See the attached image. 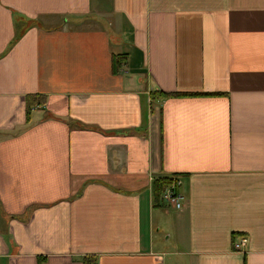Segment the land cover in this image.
I'll list each match as a JSON object with an SVG mask.
<instances>
[{
  "label": "crops",
  "instance_id": "obj_1",
  "mask_svg": "<svg viewBox=\"0 0 264 264\" xmlns=\"http://www.w3.org/2000/svg\"><path fill=\"white\" fill-rule=\"evenodd\" d=\"M85 256L264 264V0H0V264Z\"/></svg>",
  "mask_w": 264,
  "mask_h": 264
},
{
  "label": "trees",
  "instance_id": "obj_2",
  "mask_svg": "<svg viewBox=\"0 0 264 264\" xmlns=\"http://www.w3.org/2000/svg\"><path fill=\"white\" fill-rule=\"evenodd\" d=\"M128 60V55L126 53H117L113 54L112 58V66L113 70L119 71L123 65L126 64V61ZM208 95H219L218 93H207ZM199 95V93H179V92H165L162 90H156L155 92H151L152 100H166L169 98L174 97H184V96H194ZM45 95L40 94H29L26 97V103H27V112L28 116L27 119L31 118V112L34 107H37L39 105H42L45 103ZM172 183L171 177H157L153 181V199L155 204H158L162 201V195L165 191V189ZM43 260L40 259V263H42ZM96 260L95 258L91 256H85L83 259V264H95Z\"/></svg>",
  "mask_w": 264,
  "mask_h": 264
},
{
  "label": "built area",
  "instance_id": "obj_3",
  "mask_svg": "<svg viewBox=\"0 0 264 264\" xmlns=\"http://www.w3.org/2000/svg\"><path fill=\"white\" fill-rule=\"evenodd\" d=\"M172 183L165 189L163 199L166 204L174 206L176 209H181L184 204V196L180 192L182 181L179 178H171ZM248 245V237L242 236L239 241L234 243L235 250L245 252Z\"/></svg>",
  "mask_w": 264,
  "mask_h": 264
}]
</instances>
